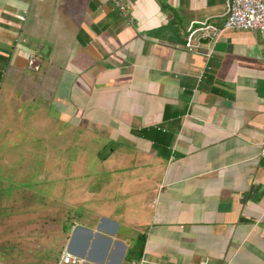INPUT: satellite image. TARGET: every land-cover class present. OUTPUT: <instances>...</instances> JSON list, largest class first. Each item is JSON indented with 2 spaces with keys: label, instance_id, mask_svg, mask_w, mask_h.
<instances>
[{
  "label": "crops",
  "instance_id": "obj_1",
  "mask_svg": "<svg viewBox=\"0 0 264 264\" xmlns=\"http://www.w3.org/2000/svg\"><path fill=\"white\" fill-rule=\"evenodd\" d=\"M122 1L126 15L105 0H0V105L39 79L55 125L102 146L81 154L101 166L81 215L65 206L84 186L54 170L69 199L53 214L0 218L10 264H63L64 248L74 264H264V33L228 30L190 53L186 27L220 25L226 0Z\"/></svg>",
  "mask_w": 264,
  "mask_h": 264
},
{
  "label": "rangeland",
  "instance_id": "obj_2",
  "mask_svg": "<svg viewBox=\"0 0 264 264\" xmlns=\"http://www.w3.org/2000/svg\"><path fill=\"white\" fill-rule=\"evenodd\" d=\"M5 81L10 83V76ZM8 83L7 86H9ZM40 83L39 79H35L28 84L35 88H32V93L26 96L27 101L22 102L20 96L15 95L9 98L10 109L6 111L7 108L0 105V218L21 215L20 217L27 219L28 215L32 214H53L56 211L54 205H58L59 200L69 199L65 196H55V192L52 191L56 180L49 181L47 175L54 170L63 173L60 178L66 176V179H70L72 176L79 179L78 186H84V190L73 191L80 205L76 208L65 206L68 212L72 210L75 215H81L83 205L92 203V201L88 202L89 194L96 193L100 188L94 185L92 188H96L95 191L87 190V178H90L96 168H101L100 161L92 158L83 159L81 154L89 153L90 155L92 148H101V144L90 137L87 138L86 130L76 132L74 128L58 124L56 126L53 112H44L45 102L38 101V89L43 85ZM5 98L8 100V96ZM0 101H4V97H0ZM51 107L53 108L52 105ZM15 113H18V117ZM63 130H66L69 135L73 132V136L62 135ZM59 131L61 135L58 136L61 137L58 138L61 142L55 136V133L58 134ZM77 137L80 139L78 143L71 142ZM51 153H56L57 157L62 154L63 157L48 159L47 156ZM75 167L80 172L77 176L72 175V169ZM99 177L102 178V175ZM52 178L58 177L52 175ZM46 180L47 185H45ZM64 185L67 184L64 183ZM115 201H117L116 198L113 202ZM4 228L3 233H0V264H10L12 248L10 218L5 219Z\"/></svg>",
  "mask_w": 264,
  "mask_h": 264
},
{
  "label": "built area",
  "instance_id": "obj_3",
  "mask_svg": "<svg viewBox=\"0 0 264 264\" xmlns=\"http://www.w3.org/2000/svg\"><path fill=\"white\" fill-rule=\"evenodd\" d=\"M111 2L122 14H127V9L122 0H105ZM18 20L24 22L25 15H16ZM220 25L215 24L211 18L197 20L189 23L186 27L183 47L187 52L199 54L204 42H215L225 31L228 30H255L264 33V0H226L225 12L222 15ZM209 58L210 52L205 53ZM34 56L28 60V66L38 70V64ZM260 157L264 160V139L261 142ZM79 258L68 248H64L61 255L63 264H74ZM200 264H207L202 261Z\"/></svg>",
  "mask_w": 264,
  "mask_h": 264
}]
</instances>
